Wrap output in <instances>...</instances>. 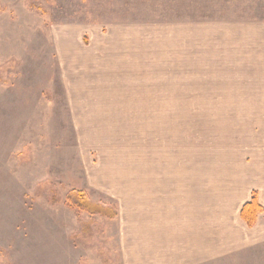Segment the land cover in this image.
<instances>
[{"label": "rangeland", "instance_id": "obj_1", "mask_svg": "<svg viewBox=\"0 0 264 264\" xmlns=\"http://www.w3.org/2000/svg\"><path fill=\"white\" fill-rule=\"evenodd\" d=\"M186 16L264 25V0H0V264H176L190 200L247 243L211 264H264V221L236 216L264 173V63L189 82L161 29Z\"/></svg>", "mask_w": 264, "mask_h": 264}, {"label": "crops", "instance_id": "obj_2", "mask_svg": "<svg viewBox=\"0 0 264 264\" xmlns=\"http://www.w3.org/2000/svg\"><path fill=\"white\" fill-rule=\"evenodd\" d=\"M247 23L245 20L237 24H229V22L220 19L198 21L196 18L186 16L185 18L175 19L173 24L166 23L161 29L167 34L165 40L167 38L172 39L175 54L174 58L180 62L179 66L181 68L187 69L185 76H189V82L192 83L193 81H197L199 77L208 78V82L210 77L212 79L210 82H217L215 78H217L216 74L218 73L223 84L225 82L231 84L236 83V80L238 81V77L235 75L231 76L228 71L231 66L237 68L241 67V64H244L245 66H249V68H254L257 64V66L263 67L262 63L264 62L258 63L259 60L257 59H241L237 64H230L228 62L231 56L230 53H235L237 55H239V53L244 54L250 52L253 48H263L264 46L263 23H257L256 21H249ZM148 31V36H150L149 38L151 39L155 38V35L157 36L156 38L161 37L158 34V29H151ZM112 32L113 28L110 29L108 36H110ZM136 36L138 35L136 34ZM234 58L238 57L234 56ZM214 68H220L221 71L213 70ZM208 70H210L209 73H207ZM193 78H196V80ZM229 94L230 92L225 97L230 98V96H228ZM248 110H252V112H249L250 114L256 112V110L252 108ZM254 167L255 166H253L252 170H255ZM257 172L258 173L254 175L257 185L255 184V188L250 190L247 197L238 201L239 209L236 212V216L239 218L241 207L249 201L251 193L256 192L258 203L263 209L258 217L261 216V221L263 222L264 184L261 185V181L264 179V173L262 172V168ZM231 186L233 185L231 184ZM230 190L228 189L230 195L236 197L235 189ZM205 202L202 201L201 205H198L190 200L186 202L185 205L183 204L184 207L181 204H177L179 211L173 215L174 218L171 220L172 224L170 223L167 227L170 229L172 228V230L167 229L165 235V242L168 245L170 243H168V241L176 234H181L183 236L184 248L180 252L181 255L179 257L181 258L176 264H206L208 262L211 264L214 262V259H220L222 256H227L231 252L234 253L236 251L234 253L236 254L238 251L245 250L247 243L245 241H239L235 230L231 231V229H229L230 224L235 221L237 222V219L234 218V214L232 213L233 218H230L229 213L226 215L225 213H221V216H219L218 213L214 219L213 205ZM181 207H183V210H181ZM232 220H234V222ZM257 223H260V219H257ZM163 225L162 222L158 224L157 237H161V227ZM239 228L243 233L245 232L243 227ZM182 254L184 256H182ZM170 260L172 259L169 258V261Z\"/></svg>", "mask_w": 264, "mask_h": 264}, {"label": "trees", "instance_id": "obj_3", "mask_svg": "<svg viewBox=\"0 0 264 264\" xmlns=\"http://www.w3.org/2000/svg\"><path fill=\"white\" fill-rule=\"evenodd\" d=\"M77 200L79 201V203L74 205L76 206V208H78V210L87 209L88 206L92 210V207L89 204H87L86 201H81L79 198H77ZM95 209L96 208L94 207V210ZM261 212H262V207L258 203L257 194L256 192H252L249 201L241 207L239 218L249 228H251L254 225L258 214H260Z\"/></svg>", "mask_w": 264, "mask_h": 264}]
</instances>
